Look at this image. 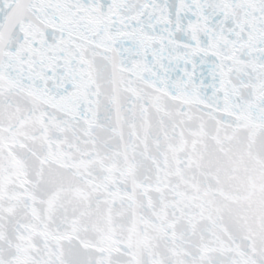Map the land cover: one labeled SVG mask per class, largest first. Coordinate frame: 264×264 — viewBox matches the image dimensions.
I'll use <instances>...</instances> for the list:
<instances>
[{"label":"snow or ice","instance_id":"snow-or-ice-1","mask_svg":"<svg viewBox=\"0 0 264 264\" xmlns=\"http://www.w3.org/2000/svg\"><path fill=\"white\" fill-rule=\"evenodd\" d=\"M0 264H264V0H0Z\"/></svg>","mask_w":264,"mask_h":264}]
</instances>
